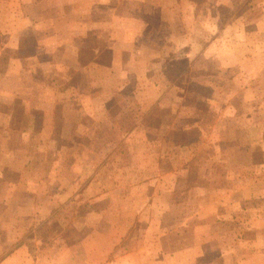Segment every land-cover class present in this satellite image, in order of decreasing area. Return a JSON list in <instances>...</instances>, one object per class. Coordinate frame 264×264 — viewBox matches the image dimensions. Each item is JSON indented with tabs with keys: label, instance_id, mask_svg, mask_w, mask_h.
<instances>
[{
	"label": "crops",
	"instance_id": "1",
	"mask_svg": "<svg viewBox=\"0 0 264 264\" xmlns=\"http://www.w3.org/2000/svg\"><path fill=\"white\" fill-rule=\"evenodd\" d=\"M250 1L245 12L224 22L210 10H216L217 4L233 9L229 0L202 7L197 0H0V83L13 80L15 91L29 89L39 82L33 77L43 75L50 89H62L68 97L65 94L62 104L23 103L51 107L46 112L49 120L53 106L61 104L72 115L65 120L79 125L70 133L77 130L79 137H95L100 136L97 123L107 118L106 107L115 91L128 86L141 89L137 102L146 109L170 85L169 59L178 61L184 56L189 60L191 82L204 81L212 91L222 85L224 92L228 86L230 93L223 102L211 92L207 104L217 101L229 108L224 119L254 131L263 155L264 0ZM219 166L228 169L224 163ZM238 169L246 172L237 179L242 189L236 194L227 188V176L217 188L199 189L194 211L176 222L185 228L175 232H189L183 241L175 237L173 245L165 243L166 229L159 225V217L169 209L158 205L160 209L152 214L155 225L145 229L157 233L150 248L138 243L112 257L117 240L111 241L93 227L80 243L86 256L83 262L264 264V157L239 163ZM186 219L195 221L185 225ZM6 261L3 258L0 264Z\"/></svg>",
	"mask_w": 264,
	"mask_h": 264
},
{
	"label": "rangeland",
	"instance_id": "2",
	"mask_svg": "<svg viewBox=\"0 0 264 264\" xmlns=\"http://www.w3.org/2000/svg\"><path fill=\"white\" fill-rule=\"evenodd\" d=\"M197 1L200 7L221 3ZM229 1L233 9L217 4L210 12L225 22L245 12L251 2ZM212 22L207 24L213 27ZM183 57L169 59L170 85L146 109L137 102L141 89L115 91L107 118L97 123L100 136L95 137L70 133L79 125L65 120L72 117L61 105L67 93L50 89L43 75L36 74L33 78L39 82L29 89L15 91L13 80L0 83V262L7 258L5 264H85L80 243L93 227L117 240L112 257L138 243L150 248L157 233L145 229L155 225L152 214L163 206L169 210L159 217V225L166 229L165 243L173 245L176 238L189 236L175 232L185 228L176 222L194 211L199 189L217 188L225 176L233 195L242 189L237 179L246 170H239L238 164L262 159V146L255 144L254 131L224 119L229 108L217 101L207 104L212 94L223 102L228 86L224 92L222 85L212 91L204 81L191 82L189 60ZM236 92L234 88L233 95ZM32 100L61 104L53 106L49 120L46 112L51 107L23 103ZM221 163L229 170H222ZM186 221L189 225L195 219Z\"/></svg>",
	"mask_w": 264,
	"mask_h": 264
}]
</instances>
